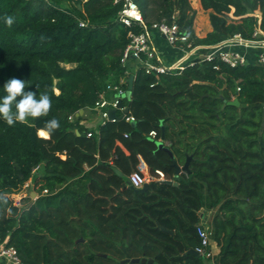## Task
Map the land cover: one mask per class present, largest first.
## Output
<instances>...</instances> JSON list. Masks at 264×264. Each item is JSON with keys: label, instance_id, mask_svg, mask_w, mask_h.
<instances>
[{"label": "trees", "instance_id": "1", "mask_svg": "<svg viewBox=\"0 0 264 264\" xmlns=\"http://www.w3.org/2000/svg\"><path fill=\"white\" fill-rule=\"evenodd\" d=\"M115 1L0 0V88L18 78L52 100L47 116L11 127L0 120V244L23 264H206L190 252L200 245L201 212L215 211V264H264L263 68L214 60L159 78L138 69L123 102L136 122L119 117L89 138L77 115L122 73L129 35L139 31L117 21ZM135 1L148 24L178 11L183 31L204 47L264 34V0H199L204 37L193 30L190 0ZM50 119L60 124L53 133ZM189 156L190 175L178 179L175 162ZM140 158L154 178L145 193L127 181ZM40 166L39 197L17 208L13 197ZM156 170L177 184L160 183Z\"/></svg>", "mask_w": 264, "mask_h": 264}, {"label": "built area", "instance_id": "2", "mask_svg": "<svg viewBox=\"0 0 264 264\" xmlns=\"http://www.w3.org/2000/svg\"><path fill=\"white\" fill-rule=\"evenodd\" d=\"M116 4H122V9L118 13L117 21L125 28L133 30L138 28V32H131L130 42L125 48L121 67L124 69L122 75L116 82H109L105 89L99 93L95 104L90 107L92 110L99 112L101 117L100 126L109 122L115 123L119 117L125 119L128 123H135L136 119L130 115V109L124 105L127 99L129 89V78L132 73L128 69L131 61L139 62L138 69H143L147 75L159 78L161 75L169 72H183L185 69L196 65L219 60L231 68L257 64L264 70V34L256 30L252 40H245L240 35L224 41L214 46L204 47L197 45L183 31L178 23L179 12L170 18H162L160 21L148 24L143 13L135 0H116ZM81 27H86V22L81 21ZM158 36L174 49L177 54L173 64H167V59L160 55L159 50L154 42V37ZM205 50V51H204ZM116 111V118H110V111ZM128 110V113H126ZM74 117H71L73 120ZM99 135V130H91L87 136L89 138ZM152 138L156 137L155 132H151ZM140 166L133 171L127 178L129 187L142 189L148 182L154 178L147 175L149 169L145 162L140 158ZM146 172V174L144 173ZM157 179L165 180L164 172L156 170ZM29 183L23 187L21 194L14 196V205L17 208L22 207V200L26 198L25 191ZM197 235L200 239V245L195 249L198 257L206 261H214L215 253L212 247V232L203 225L196 226ZM0 264H23L20 260L16 249L12 247L0 248Z\"/></svg>", "mask_w": 264, "mask_h": 264}, {"label": "clouds", "instance_id": "3", "mask_svg": "<svg viewBox=\"0 0 264 264\" xmlns=\"http://www.w3.org/2000/svg\"><path fill=\"white\" fill-rule=\"evenodd\" d=\"M9 27L14 20L8 16L4 20ZM28 81L18 78L8 79L2 86L3 94L0 95V120L9 127L17 122H24L29 118L36 120L47 116L52 106V100L47 93L26 91ZM60 127L57 119L45 121V128L49 133H53Z\"/></svg>", "mask_w": 264, "mask_h": 264}, {"label": "crops", "instance_id": "4", "mask_svg": "<svg viewBox=\"0 0 264 264\" xmlns=\"http://www.w3.org/2000/svg\"><path fill=\"white\" fill-rule=\"evenodd\" d=\"M190 4H191V7L193 8V10H195V12H197L193 30H194L196 35L201 37V35L199 33L200 30H201V26H200L201 24H200V22H198L199 19H197L198 18L197 15L200 13V10H202L204 13H206V12L202 9V6H201V3H200L199 0H190ZM157 38L158 37H156V36L154 37V42L155 43L157 42L156 41ZM156 46L160 50L159 51L160 55H163V58L165 57L167 59H172L170 56H175L176 57L177 52L174 49H172L166 42L160 41L159 44L156 43ZM135 62H137V61H131L128 64V68H129V65L131 67V68H129V70L133 69V73L136 72V70H138L137 69L138 66H135ZM120 75H122L121 72L111 73L108 76V78L105 79V81L103 83V86H102V90L105 89V86H106L107 83L116 82L119 79ZM77 117H82V120H80L79 123L84 128L89 129V130H99L100 123H101V117H100L99 112L94 111L91 108H88L86 110H83V112H79ZM41 132H44V131H40V133ZM44 133H46V132H44ZM48 137H49V135H48ZM44 138H46V137H44ZM139 166H140V164L138 165V168H139ZM208 262H209L208 264H210V263L215 264V261H208Z\"/></svg>", "mask_w": 264, "mask_h": 264}, {"label": "rangeland", "instance_id": "5", "mask_svg": "<svg viewBox=\"0 0 264 264\" xmlns=\"http://www.w3.org/2000/svg\"><path fill=\"white\" fill-rule=\"evenodd\" d=\"M60 8L61 9H69L68 8V4L66 3V2H64V3H62V5L60 6ZM203 9V8H202ZM207 13V14H206ZM206 13H204L202 10H200V13L197 15V19H199L198 20V22H200V26H201V30H200V35H201V37H204L206 34H207V16H208V12H206ZM196 14H197V12H196ZM203 20H202V19ZM201 19V20H200ZM195 22V21H194ZM194 27V26H193ZM198 36V35H197ZM156 37H158V36H156ZM198 37H200V36H198ZM156 43H158L159 44V42L160 41H163V42H165V40H163L162 38H160V37H158L157 39H156ZM156 43H155V45H156ZM159 50V49H158ZM160 51V50H159ZM172 59H167V64L170 66L171 64H173V62H174V60H175V56H170ZM139 65V62H135V66H138ZM129 68H131L130 67V65H129ZM128 68V69H129ZM138 69V68H137ZM123 71H124V69H123ZM131 71V73H133V69L132 70H130ZM137 71V70H136ZM135 73V72H134ZM89 130V129H88ZM89 131H91V130H89ZM96 131V130H95ZM183 167V166H182ZM144 173L146 174V172L144 171ZM44 174V168H43V166H40V167H38L35 171H34V173H33V177H32V180H31V183H29V187L27 188V190L25 191V194H26V197L27 198H30L31 200H33V201H35L39 196H38V194H37V192L35 191V188H34V185H33V182L37 179V178H39V177H41L42 175ZM147 175H148V177H150V178H152L153 179V176H151V174H149L148 172H147ZM183 178V177H185V174H181L179 177H177L178 179L179 178ZM177 180V179H176ZM22 191H23V189H22ZM21 193V192H20ZM19 193V194H20ZM19 194H17V195H19ZM31 204V203H30ZM27 206H29V205H27ZM215 215V211H213V213H209V212H207V211H202L201 212V220H200V222H199V224L198 225H203V226H205L206 228H208L209 229V224H210V222L213 220V216ZM5 246V244H0V248L1 247H4ZM205 262H206V264H208L209 262L208 261H206L205 260ZM210 264H212V263H210Z\"/></svg>", "mask_w": 264, "mask_h": 264}, {"label": "water", "instance_id": "6", "mask_svg": "<svg viewBox=\"0 0 264 264\" xmlns=\"http://www.w3.org/2000/svg\"><path fill=\"white\" fill-rule=\"evenodd\" d=\"M134 81H135V77L132 75L130 78H129V89H128V92H127V99H131V97H132V91H133V85H134ZM80 112H83V110H81ZM126 113H128V110H127V112ZM117 116H116V111L115 110H111L110 111V118L111 119H113V118H116ZM158 146H159V148L161 149V150H164V151H167L169 154H170V156L172 157V158H174V154L168 149V148H166L165 147V145L163 144V143H159L158 144ZM191 158L192 157H188L187 158V161H186V163H185V165L182 167V166H179L176 162H175V166H176V176L177 177H179L181 174H187V175H190V171H189V164H190V160H191ZM160 183H165V184H168V185H171V186H173V185H176L177 183H176V181H173V180H171V181H159ZM150 183L151 182H148L142 189H134V188H132L131 187V189H133L134 191H136V192H140V193H145V192H148L149 191V189H150ZM169 233H171L172 234V232H169ZM191 254H193V255H195V256H197L198 257V254L195 252V250H192L191 252H190ZM136 262L137 263H143V264H146L148 261H147V259H138V260H136ZM153 263V261H150L149 262V264H152Z\"/></svg>", "mask_w": 264, "mask_h": 264}, {"label": "bare ground", "instance_id": "7", "mask_svg": "<svg viewBox=\"0 0 264 264\" xmlns=\"http://www.w3.org/2000/svg\"><path fill=\"white\" fill-rule=\"evenodd\" d=\"M40 136H42V137H46V138L48 137V135H47L46 133H44V132H41V133H40Z\"/></svg>", "mask_w": 264, "mask_h": 264}]
</instances>
